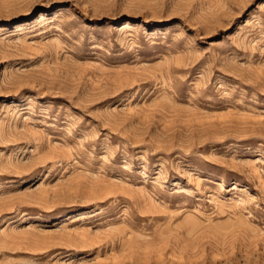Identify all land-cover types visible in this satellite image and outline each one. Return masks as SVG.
Wrapping results in <instances>:
<instances>
[{
    "label": "rangeland",
    "instance_id": "rangeland-1",
    "mask_svg": "<svg viewBox=\"0 0 264 264\" xmlns=\"http://www.w3.org/2000/svg\"><path fill=\"white\" fill-rule=\"evenodd\" d=\"M0 264H264V0H0Z\"/></svg>",
    "mask_w": 264,
    "mask_h": 264
}]
</instances>
